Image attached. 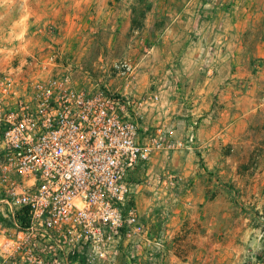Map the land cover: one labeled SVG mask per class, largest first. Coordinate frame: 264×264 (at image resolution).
<instances>
[{
	"label": "crops",
	"instance_id": "1",
	"mask_svg": "<svg viewBox=\"0 0 264 264\" xmlns=\"http://www.w3.org/2000/svg\"><path fill=\"white\" fill-rule=\"evenodd\" d=\"M10 1L0 0V70L12 66L16 54L23 57L55 42L49 32L53 25L77 34L80 20L99 28L115 17L140 34L135 44L139 90L152 73L157 82L166 80L162 98L171 97L141 128L186 110L188 119L169 123L185 136L200 119L193 149L164 153L148 164L187 177L189 187L178 202L167 206L138 194L153 232L166 238L160 264H264V7L233 5L225 11L219 0L214 5L183 0L180 8L178 0H54L33 9L29 0L30 6L25 3L17 12ZM35 29L43 32L37 42L29 35ZM86 77L77 84H90ZM112 264L151 263L144 250L124 242Z\"/></svg>",
	"mask_w": 264,
	"mask_h": 264
},
{
	"label": "built area",
	"instance_id": "2",
	"mask_svg": "<svg viewBox=\"0 0 264 264\" xmlns=\"http://www.w3.org/2000/svg\"><path fill=\"white\" fill-rule=\"evenodd\" d=\"M47 61L35 55L0 71V264H112L124 242L160 264L165 235L153 232L135 196L148 189L167 206L178 202L187 177L148 164L193 149L199 119L185 136L166 121L142 129L160 108L158 91L79 86L70 69L34 71Z\"/></svg>",
	"mask_w": 264,
	"mask_h": 264
},
{
	"label": "rangeland",
	"instance_id": "3",
	"mask_svg": "<svg viewBox=\"0 0 264 264\" xmlns=\"http://www.w3.org/2000/svg\"><path fill=\"white\" fill-rule=\"evenodd\" d=\"M33 5V9H40L46 8L51 6L54 3V0H31ZM31 1L29 0H12L13 4L18 5V11L24 8V4L28 3L27 6H30ZM180 8L183 0H178ZM209 3L212 5L215 4L216 0H208ZM220 4L223 6V9L226 11L230 9L233 5H237L239 8L248 6L253 8H263L264 7V0H219ZM46 3V4H45ZM15 5H13L14 7ZM178 8V9H179ZM213 8V7H208ZM25 9V8H24ZM86 13V12H85ZM9 16L12 17V11L8 12ZM135 14V13H134ZM147 14V13H146ZM135 18L141 19V13L135 15ZM6 20V19H5ZM17 20V19H16ZM99 28L91 27V24L87 23V21L80 20L79 24L76 25V32H67L61 30L60 27L55 25L50 27V34L52 35V39L54 38L55 42L50 41L51 45L47 48H35L29 53L25 54L21 57V54H16L15 58L11 61V65L5 70L0 71H7L12 67H20L23 66L25 60H30L32 56L35 55H43L47 58V68L42 71V68H34V71H41V74L48 73H55L57 71H62L64 69H70L73 72L75 80L84 78L86 76L91 78L90 87H99V86H106L110 90H116L119 92H123L129 86V89L133 87L134 91L138 93L142 92H149V91H158L161 94V91L167 89L166 80H161L157 82V79L154 78V74L149 73L148 78H145V89L140 91L138 82L141 80L140 74L136 69V58L138 54L135 53L136 49V39H138L139 35L132 31V29L125 28L123 23H120L115 19V17L110 18L108 24L105 25H98ZM35 28V27H34ZM151 30V29H150ZM149 30V35L150 31ZM43 34L40 29H35V32L29 33L30 37L34 39L36 42L40 39V36ZM44 37L43 39H45ZM48 38L45 39V41ZM51 38H49L50 40ZM18 40V39H17ZM150 48V47H148ZM16 50H18V46L16 45ZM50 60V61H49ZM149 69L151 66L148 67ZM135 73L137 78L135 81L131 82V73ZM50 73V74H51ZM87 78V77H86ZM143 80V81H144ZM142 81V82H143ZM131 82V84H130ZM141 82V83H142ZM140 83V82H139ZM94 85V86H92ZM164 85V86H163ZM182 95V94H181ZM180 95V96H181ZM162 98L161 105L163 100H168L169 95L164 96ZM171 99V97H170ZM215 99V98H214ZM217 100V98L215 99ZM160 105L158 110H152L148 112L145 116L146 119H150V115H154L164 108ZM190 112V111H189ZM186 110L181 113H175L173 119L170 117V112L167 113V120L165 118L162 121H166L170 123L174 121V119H184ZM149 115V116H148ZM187 118V117H186ZM188 119V118H187ZM193 120V117H191ZM196 119V118H195ZM191 120V121H192ZM200 121V119H199ZM151 122V120H150ZM146 122L145 124L151 126L152 123ZM201 122V121H200ZM201 124V123H200ZM152 127V126H151ZM143 136H145L144 131L142 132ZM168 167V166H167ZM141 169V168H140ZM138 169L135 173V181L140 179V175H138ZM143 169V168H142ZM141 169V170H142ZM157 169H162L158 168ZM143 172V170H142ZM137 174V175H136ZM141 192H145L147 198L153 199L155 203H158L159 200L156 199L151 191L148 189L141 190ZM138 194L135 196L137 205L139 207L140 213L143 215L144 218L147 217L146 213H142V209H140V205L138 203ZM147 208V203L145 204V209ZM164 213L169 215V210L165 209ZM163 220V218H161ZM151 226L150 219L147 220ZM152 228V227H151ZM2 237H0V241Z\"/></svg>",
	"mask_w": 264,
	"mask_h": 264
}]
</instances>
